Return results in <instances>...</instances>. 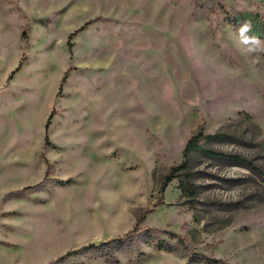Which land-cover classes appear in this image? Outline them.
Instances as JSON below:
<instances>
[{
    "label": "rangeland",
    "instance_id": "374dc122",
    "mask_svg": "<svg viewBox=\"0 0 264 264\" xmlns=\"http://www.w3.org/2000/svg\"><path fill=\"white\" fill-rule=\"evenodd\" d=\"M91 244L264 264V0H0V264Z\"/></svg>",
    "mask_w": 264,
    "mask_h": 264
},
{
    "label": "trees",
    "instance_id": "16d2710c",
    "mask_svg": "<svg viewBox=\"0 0 264 264\" xmlns=\"http://www.w3.org/2000/svg\"><path fill=\"white\" fill-rule=\"evenodd\" d=\"M222 8L224 9V7L222 6ZM224 13H226L225 10H223ZM82 30V29H81ZM74 34H72L70 37H72ZM22 62L19 64V66L17 67L16 70H18L21 67ZM15 70V71H16ZM12 72V74H14V72ZM49 126V122L46 124V130L48 129ZM203 136V132L201 131L200 133H198L197 135H194L187 143L186 148L184 150V156L187 157V153L188 151L192 148L198 145L201 137ZM235 159H238V157H234ZM191 173L188 170V165L187 162L184 161L182 164L173 167L170 171V173L166 176L162 186H161V192H164L165 189L167 188V186L174 180V179H179L181 182V186H182V191L184 194L186 195H190V196H195L197 193V187L191 183ZM153 211H150V213ZM145 217L143 216L140 221L144 220ZM138 231L137 228L134 229L133 231L128 232L127 234H125L124 237L122 238H117L114 240H111L110 242H108L107 244H103L102 246H100L99 248H104L108 245V247L113 246V245H119V244H124L126 243L125 241H129V237L137 235ZM127 238V239H126ZM126 239V240H125ZM98 247L95 244H91L73 251H70L68 253H66L65 255H63L62 257L50 262L49 264H60L65 262L66 260H68L69 258L76 256V255H80L83 253H88L90 251H93L94 249H97ZM204 261L206 264H226L225 262H223L222 260H218V259H210V258H204Z\"/></svg>",
    "mask_w": 264,
    "mask_h": 264
}]
</instances>
